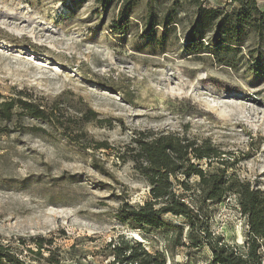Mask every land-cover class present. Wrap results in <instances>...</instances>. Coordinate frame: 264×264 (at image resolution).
Instances as JSON below:
<instances>
[{
  "label": "rangeland",
  "instance_id": "rangeland-1",
  "mask_svg": "<svg viewBox=\"0 0 264 264\" xmlns=\"http://www.w3.org/2000/svg\"><path fill=\"white\" fill-rule=\"evenodd\" d=\"M126 1L0 0V98L13 116L0 121V236L51 238L63 264H111L102 250L121 238L166 264H209L205 247H168L173 230L142 234L115 215L146 199L137 141L161 131L209 140L228 175L264 192V35L243 23L239 46L216 55L211 30L190 54L198 6L225 16L234 0ZM208 207L211 237L244 253L236 199ZM165 220L186 243L187 224Z\"/></svg>",
  "mask_w": 264,
  "mask_h": 264
},
{
  "label": "trees",
  "instance_id": "trees-1",
  "mask_svg": "<svg viewBox=\"0 0 264 264\" xmlns=\"http://www.w3.org/2000/svg\"><path fill=\"white\" fill-rule=\"evenodd\" d=\"M108 1L100 0L103 5ZM134 2L127 0L123 10L127 11ZM234 3L240 8L225 16L218 8L201 9L198 6L197 27L193 35L199 33V42L193 39V35L189 38L190 54L202 50L201 38L211 30L215 34L205 50H212L216 55L239 46L236 37L241 34L243 23L248 22L256 36L264 35V10L254 0H234ZM169 21L163 25L167 27ZM120 23L122 25H117L116 33L124 29L123 17ZM152 31L153 25L149 26L146 35ZM35 112L32 109V114L36 115ZM12 118L10 102L0 98V121L9 123ZM137 148L142 163L141 173L148 181V194L139 205L132 206L126 201L121 203L115 215L120 225L142 234L173 230L175 236L168 242V247H205L210 253L209 264H264L260 251L264 246V192L254 189L248 181L234 174L228 175L231 164L225 160L218 146L207 139L195 140L185 133L161 131L140 138ZM231 196L236 199L240 216L245 221L244 253L222 242L221 238L214 239L208 229V206L219 204ZM169 216L187 224L186 243H183V229L166 222L165 218ZM75 252L73 245L64 254L72 257ZM102 253L113 258L111 264H166V258L160 251L150 253L142 243L122 238L107 244ZM65 259L67 261L61 249L54 247L51 238L33 236L5 241L0 236V264H63Z\"/></svg>",
  "mask_w": 264,
  "mask_h": 264
}]
</instances>
